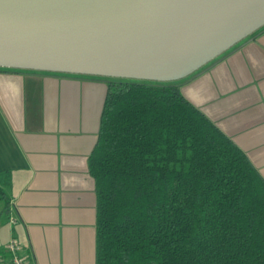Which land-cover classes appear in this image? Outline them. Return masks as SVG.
<instances>
[{
  "label": "trees",
  "instance_id": "1",
  "mask_svg": "<svg viewBox=\"0 0 264 264\" xmlns=\"http://www.w3.org/2000/svg\"><path fill=\"white\" fill-rule=\"evenodd\" d=\"M106 83L95 264H264V180L246 154L178 84Z\"/></svg>",
  "mask_w": 264,
  "mask_h": 264
},
{
  "label": "crops",
  "instance_id": "2",
  "mask_svg": "<svg viewBox=\"0 0 264 264\" xmlns=\"http://www.w3.org/2000/svg\"><path fill=\"white\" fill-rule=\"evenodd\" d=\"M170 83L264 180V26ZM106 91L105 77L0 69V250L14 238L29 264H95L88 158Z\"/></svg>",
  "mask_w": 264,
  "mask_h": 264
},
{
  "label": "water",
  "instance_id": "3",
  "mask_svg": "<svg viewBox=\"0 0 264 264\" xmlns=\"http://www.w3.org/2000/svg\"><path fill=\"white\" fill-rule=\"evenodd\" d=\"M264 26V0H0V68L170 83Z\"/></svg>",
  "mask_w": 264,
  "mask_h": 264
},
{
  "label": "built area",
  "instance_id": "4",
  "mask_svg": "<svg viewBox=\"0 0 264 264\" xmlns=\"http://www.w3.org/2000/svg\"><path fill=\"white\" fill-rule=\"evenodd\" d=\"M0 264H29L25 247L16 239H10L0 250Z\"/></svg>",
  "mask_w": 264,
  "mask_h": 264
},
{
  "label": "rangeland",
  "instance_id": "5",
  "mask_svg": "<svg viewBox=\"0 0 264 264\" xmlns=\"http://www.w3.org/2000/svg\"><path fill=\"white\" fill-rule=\"evenodd\" d=\"M9 70H11V69H9ZM121 80H128V79H121ZM129 81V80H128Z\"/></svg>",
  "mask_w": 264,
  "mask_h": 264
}]
</instances>
